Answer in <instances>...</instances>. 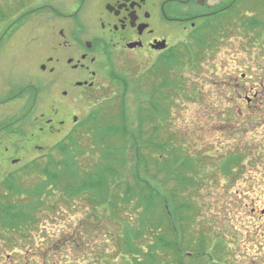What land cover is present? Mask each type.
I'll return each instance as SVG.
<instances>
[{
  "label": "rangeland",
  "instance_id": "rangeland-1",
  "mask_svg": "<svg viewBox=\"0 0 264 264\" xmlns=\"http://www.w3.org/2000/svg\"><path fill=\"white\" fill-rule=\"evenodd\" d=\"M31 1L0 0V39L21 15L38 8L35 14L20 19L23 21L9 32L0 47V90L8 92L14 88L23 92L31 80L38 89L36 101L33 94L23 93L0 108L5 114L0 115V206H21L16 211L19 213L29 203L30 194L24 190L34 191L40 183V174L27 169L32 163L41 164L46 161L43 159L76 160L85 171L91 172L102 151L112 147L120 153L125 151L126 168L117 170L132 188L136 186L138 171L140 180L150 181L158 189L160 200L168 201L171 209L176 210L182 204L188 206V212L177 221V235L169 233V222L164 227V236L168 238L170 234V240H178L182 257L186 256L183 264L190 259L187 253L199 255L195 264H228L238 255L239 264L242 228L238 192L244 189V184L240 178L235 180L233 174L224 175L221 162L237 152L252 159L244 164L245 177L258 183L256 197L264 205V0H241L227 19L208 21L189 36L174 29L170 38L174 48L164 58L169 70L165 73L162 65L163 73L157 79L156 73H150L155 71L153 60L127 53L101 55L105 65L101 63L100 67V90L84 98H80L78 89L67 87L66 77L75 76L66 70L65 57L77 55L78 51L61 48L54 51L53 45L58 47L62 42L57 32L63 26H57L60 21L47 7L53 5L70 14L77 10V0ZM65 27L68 37L79 34L82 28L84 35L77 37L90 41L96 34L101 36L100 25L89 11L83 10ZM178 53L180 57L176 59ZM95 54L99 51L91 57ZM49 57L62 61L55 66L54 75L40 69L44 65L49 70ZM242 76L246 79H241ZM122 77L126 87L118 83ZM160 81H167V87L151 96ZM237 86L243 92L240 105L236 102ZM64 91L69 93L68 97L63 95ZM257 95L258 99L248 106L246 98ZM150 97H156V102L160 100L159 105L152 106L155 100ZM238 112L242 115L238 116ZM251 112L260 121L259 126L247 120ZM92 119L114 125L126 122L129 131L108 134V125L91 128ZM227 119L232 120V126L239 132L230 134L226 130ZM59 146L65 148L64 152ZM151 152L153 159L148 155ZM143 156L146 163L152 159L149 164L140 163ZM184 163H188L185 170L179 169ZM178 172H185L194 182L180 187L173 180V174ZM79 176L85 177V173ZM8 181L14 183L15 191L7 188ZM248 183L249 180L245 189ZM114 184H110L106 197L85 192L77 199L67 198L63 202L61 194L50 198L43 195L48 204L40 206V210L33 214L28 206L23 209L32 215L28 222L20 224L26 234L13 227L4 228L0 217V264H136L133 257L120 249L117 240L125 237L129 228L138 230L139 199L132 197L121 213L114 214L117 205L124 206L118 199L124 191H117ZM160 207H156L157 217L164 212V206ZM185 218L189 222H184ZM129 237L139 241L142 236ZM233 237L236 240L231 242ZM74 239L77 243L72 246L68 241ZM146 241L150 242L149 238ZM131 245L138 249L145 244L139 241ZM166 262L172 264L169 257Z\"/></svg>",
  "mask_w": 264,
  "mask_h": 264
},
{
  "label": "flooded vegetation",
  "instance_id": "flooded-vegetation-1",
  "mask_svg": "<svg viewBox=\"0 0 264 264\" xmlns=\"http://www.w3.org/2000/svg\"><path fill=\"white\" fill-rule=\"evenodd\" d=\"M240 1L241 0H77L76 5L78 8L70 14H65L64 10H59L58 7L48 4L47 7L55 14V18L60 21L57 23V26H63V28L57 32L62 42L58 44V47H54L53 45L54 51H56L57 48H61L63 51L72 49L78 51L77 55L74 54L65 57L66 70L69 74L75 76L73 79H68L66 77L67 87L73 86V90L78 89L80 91V98L81 96L83 98L86 97L89 93L99 91L101 83L100 67L102 66L101 63L104 64L100 58L101 55L104 54L110 57L111 55L121 56L127 53L142 58L146 57L149 60H153V67H155V71H151L150 73H156L157 70L161 68L165 56L174 48V45L170 42L174 29L180 32L182 31L183 34L189 36L191 33L196 32L200 25L208 21H222L227 19L229 15L232 14L231 10L234 5ZM31 2H33V0ZM83 10L92 12L97 25L98 23L100 25L101 36L96 34L90 41L85 40L83 36L81 38L77 37V35L80 34L84 35L85 29L82 27V29L78 30L79 34L70 35L69 37L66 34L67 28L65 25L74 17H77ZM37 11L38 8L31 9L21 15L19 19L13 23V26L2 35L0 47L6 42L10 34L9 32L13 30L18 23L23 21L20 19L26 18L28 14H35ZM25 34L29 35L26 32ZM70 37H72V41ZM30 38L32 37L30 36ZM133 44H136V46L133 48L129 47ZM98 51L99 54H95L96 56L91 57L93 53H97ZM178 55L180 54L178 53ZM47 63V65L50 66L49 70H47L44 65L40 69L43 72H49L54 75L56 72L55 66L62 63V61L61 59H55V57H49ZM241 79L245 80L246 76H242ZM75 80L77 81L73 83ZM50 86L52 88V83ZM235 89V92L238 93L236 102L240 105L243 92L242 94L240 92L241 86H237ZM23 93L27 95L33 94V101H36L38 96L36 84L31 80L30 84L24 88L23 92L16 91L14 88L10 89L8 92L5 91V89L4 91L0 90V108L7 105L8 102L17 100ZM68 94L67 91L63 92L65 97H68ZM256 99H258V95L253 99L247 97L245 101L248 106H251L253 100ZM34 105L35 104H33V107ZM239 110L241 111L242 108ZM241 112H238L237 115H242ZM227 113H232L230 114L232 116L234 114L230 110H228ZM0 115L4 116L5 114L0 112ZM26 115H31V113H27ZM247 120H250L251 125H260V121L252 116V112ZM224 123L226 124V130L230 132V134L239 132L235 126H232L231 119H227ZM246 128L248 129V127ZM0 130H2V128H0ZM239 151H241V149ZM242 151H245V146L242 148ZM242 154V152H237L236 156L225 158V162H221V171L224 175L233 174L235 180L240 178L238 180L244 184V189L238 192L240 195L238 200V211L242 228V235L240 237L242 241H239L240 245L238 247L240 253L239 264H264V205H262L261 198L256 197V194L259 192L256 187L258 183L245 177L246 168L244 164L247 160L249 162V160L252 161V159ZM231 163L233 164L230 167ZM231 170L232 172H230ZM247 180H249V183L248 187L245 189V182ZM248 192L251 193V195L253 194L254 197L249 198ZM235 231L234 233L238 235V231ZM235 240L236 237L230 239L231 242ZM69 242L74 246L77 240L74 239L72 242L68 241V243ZM176 245L180 248L178 242ZM194 255L196 257H194ZM171 256H173V258ZM161 257L160 264H166L167 257L172 260V264H183L182 261L186 256L183 258L180 252L178 254L163 253ZM198 257L199 255L195 253H187V258H190L188 264H191L192 261L194 262L193 264H195V258ZM238 259L239 255L229 260L228 264H238ZM132 264H134V262ZM136 264H140V262Z\"/></svg>",
  "mask_w": 264,
  "mask_h": 264
},
{
  "label": "trees",
  "instance_id": "trees-1",
  "mask_svg": "<svg viewBox=\"0 0 264 264\" xmlns=\"http://www.w3.org/2000/svg\"><path fill=\"white\" fill-rule=\"evenodd\" d=\"M176 59L180 57V55L175 54ZM179 63V62H178ZM162 65L165 66L166 71L167 69V63H165V60L162 61ZM163 73L162 69H158L155 75V79L159 78V74ZM162 76V75H161ZM123 78V77H122ZM166 83L160 81L158 86H155L153 88V91L151 92V96H154L159 90H161L164 86L167 87V81ZM120 85H125V80L120 79L118 82ZM156 98V97H155ZM153 97H150L151 100H155V103L152 104L156 106L159 105L160 100H157ZM122 119V118H121ZM126 119H124L125 122ZM103 120H90L89 123H91L89 126L92 128L100 124L99 126H105L108 125V134L114 132L113 134L120 135L121 133H127L129 131V127L126 125V122L124 125H114V123L109 122H102ZM88 123V122H87ZM97 126V127H99ZM95 134L97 133V128H94ZM94 134V135H95ZM70 139H73V137ZM74 142V141H72ZM161 147L162 146H157ZM62 152H64V147L59 146L58 147ZM125 154V151L120 153V151L114 150L112 147H106L104 151H102V157L99 160L98 163H95V166L92 168L91 166V172L90 170L85 171L83 169L82 165H79V163L76 160H73L72 162H65L64 160L60 162H55L50 159H43L46 161H43L41 164H38L36 162L32 163V165H29L27 169H35L39 174V186L34 191H27L24 190V193H29V203L22 206V212L18 211L19 207L18 205L14 207H7L2 208L0 206V217L2 220V226L5 228L13 227L14 229L18 231H22L24 233V228L20 226L22 223H26L31 219L29 218L31 213H25L23 212V209L28 206V209L33 210V214L40 210V206L44 204H48V201L46 202L43 195H47L48 198L55 196L56 194H61L63 197V202L67 198H75L77 199L79 196L83 195L85 192L89 193L91 196L92 194L94 196L102 195L103 197L107 196V192L110 189V184H114L117 191H124V195L121 197L118 195L119 201L124 206H118L114 208L112 211L114 214L121 213L123 210V207H125V204H130L132 201V197H137L139 199L137 201V205L139 206L138 210L141 211L140 213V221L138 222V230L134 229H127V231L124 233L125 237H121V240H117V243H119L120 249L124 252L126 256H131L136 262H140V264H160L161 263V254L163 253H175L178 254L181 252V249L177 247V241L170 240V234H173V236L177 235L179 233V229L177 227V221L180 220V215L188 212L186 205H181V207H177L176 210H173L170 208V204L168 201L163 202L160 200L158 189L154 186L150 181H142L139 178V172H136V186L134 188L131 187L130 184L126 183L124 179L120 178L118 175V168L125 170L126 168V157H123ZM149 156L153 157V153L151 152L148 154ZM151 159V160H152ZM150 160V161H151ZM150 161H147L149 164ZM38 162V161H37ZM140 163L147 164L146 163V156H143V160L140 159ZM168 164V163H167ZM166 164V165H167ZM233 164V163H232ZM157 165V164H156ZM231 165V164H230ZM188 166V163L180 164L179 169L185 170V168ZM95 171V172H94ZM77 173V176L75 175ZM79 173H85V177H80ZM175 178L174 181H178L179 186L183 187L186 183H191L192 179L188 178L185 174V172H178L173 174ZM113 176V177H112ZM119 176V177H118ZM110 177H112L110 182ZM80 180V183H77V180ZM119 180L118 182L116 180ZM109 180V183H108ZM194 182V181H192ZM7 188L10 189V192L15 191L14 183L12 184V181L7 182ZM122 188V189H121ZM44 190L45 193H42ZM87 190V191H85ZM156 190V191H155ZM84 191V192H83ZM83 192V193H82ZM134 192V193H133ZM10 197V196H9ZM43 197V198H42ZM163 208V215L159 213V217L156 207L161 206L160 208ZM134 209V210H136ZM57 209L54 210L56 214ZM156 216H155V212ZM15 212V213H14ZM10 213V214H9ZM8 215V216H7ZM179 217L177 218V216ZM10 217L7 218L6 217ZM34 216V215H33ZM148 218V220H145ZM155 218H158L159 220H156ZM166 218V219H165ZM184 222H189L188 219H184ZM31 222H34L31 220ZM169 222V236H164L166 223ZM192 222V221H191ZM11 226H10V225ZM148 224V225H147ZM165 224V225H164ZM2 227V228H3ZM3 228V229H4ZM23 228V229H22ZM8 229H5L7 231ZM146 234V235H145ZM144 235V236H143ZM128 236H142L139 241L140 243H144V246H138L137 247L132 246L131 244H137L139 241H132L131 237L128 238ZM139 238V237H138ZM146 238L150 240V242L146 241ZM137 242V243H136ZM77 243V242H75ZM135 250V251H134ZM136 252V253H134ZM129 253V254H128ZM148 253V254H147ZM132 254V255H131ZM137 254V255H136ZM173 258V256H171ZM143 261V262H142Z\"/></svg>",
  "mask_w": 264,
  "mask_h": 264
},
{
  "label": "water",
  "instance_id": "water-1",
  "mask_svg": "<svg viewBox=\"0 0 264 264\" xmlns=\"http://www.w3.org/2000/svg\"><path fill=\"white\" fill-rule=\"evenodd\" d=\"M135 46H136V44H133V45H130L129 47L133 48ZM74 121H77V120L75 119Z\"/></svg>",
  "mask_w": 264,
  "mask_h": 264
}]
</instances>
